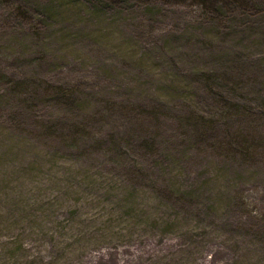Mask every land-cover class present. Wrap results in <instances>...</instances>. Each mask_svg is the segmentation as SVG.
I'll return each instance as SVG.
<instances>
[{"label": "rangeland", "instance_id": "obj_1", "mask_svg": "<svg viewBox=\"0 0 264 264\" xmlns=\"http://www.w3.org/2000/svg\"><path fill=\"white\" fill-rule=\"evenodd\" d=\"M0 264H264V0H0Z\"/></svg>", "mask_w": 264, "mask_h": 264}]
</instances>
